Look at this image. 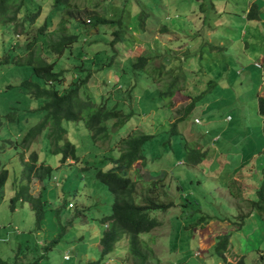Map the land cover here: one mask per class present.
<instances>
[{
  "label": "rangeland",
  "instance_id": "rangeland-1",
  "mask_svg": "<svg viewBox=\"0 0 264 264\" xmlns=\"http://www.w3.org/2000/svg\"><path fill=\"white\" fill-rule=\"evenodd\" d=\"M196 1L203 3V12L199 10L200 5L195 6L194 1L191 2L190 0H91V2L74 0L77 4H82L83 8L80 11L78 9L72 10L74 16L69 26L89 19L93 23L92 14L99 13L101 17L106 15L104 18L114 21L115 28L118 29L119 24L122 25L120 28L123 30L122 46L124 49L116 48L118 51L114 60L112 59L114 61L112 69H103L99 66V68H92L90 61L87 60L89 51L85 49L89 46L86 41L90 40L92 43L90 45L96 47L105 41L97 35L87 36L84 32L87 29L79 26L72 31L73 34L79 36V41L72 47L74 55L76 49L81 51L79 57L76 59L71 53L65 52L62 57L57 59L55 71L65 76L64 88H70L74 79L81 80L83 77V73L79 72L81 68L84 70L83 72L89 69L90 74L92 69L97 70L92 72L91 77L79 90V97L82 100H86L90 96L91 100L95 101L106 96L111 90L118 88L119 78H121L120 85L124 84L127 78L135 83L139 73L135 68H130L126 59H132L138 55L154 57L151 64L154 68H158L161 63L168 60L169 63L163 70V75L166 71L171 76L184 74L185 90L175 94L173 100L176 106L174 108L154 109L149 112L139 111L142 114L141 117H132L130 122L110 133L112 142L107 137L97 141V146L104 147V151H109L108 146L113 147L118 136L136 128H138L136 130L156 136L154 142H150L152 148L150 149L149 143L144 148L148 155L145 165L148 166H143L139 161L129 171L130 178L135 181L134 191L140 193L148 186L146 181H154V176L164 175V185L160 186L155 194L149 192L148 198L158 200L159 195L158 203L170 202L175 206L180 203L182 205L168 210L159 207L149 213V217L156 219L159 223L151 233L140 236L142 239L145 236L147 238V247L143 251H147L146 256L152 258L149 259L150 264L208 263L211 261L209 254L213 251V247L221 235L228 236V245L222 258H212L219 264H224L223 259L226 262H237L241 258L246 264H264V226L258 216L252 215L254 211L248 205L241 210L236 208L234 205L236 200L233 201L232 196L230 197L228 194V188L223 187L227 175L234 171H237L234 176L238 172L242 175L244 169L242 164H248L245 167H249L251 161L255 165V174H264V153L262 152L264 138L263 129L261 130L262 118L258 114L255 98L257 87L248 82L250 78L258 79L261 75L260 71L249 64L261 53V49L258 47L261 46L262 42H255L254 40H259L261 39L260 35H264V0H211L215 4L216 11H226L223 14H215V18L212 14H208L207 18L205 14L206 11L211 13L209 0ZM253 2L263 5L260 6L262 9L259 20L251 22L242 19L244 17L240 18L239 12L248 11ZM49 4V0H42L40 16L32 26H29L28 32L24 33L26 41L21 40L22 44L27 45L29 41L31 42L37 28L43 26L50 10ZM148 16L150 18H147ZM145 18L146 21L143 23ZM63 19H68L67 14ZM205 19V24L209 23L207 31L203 29ZM92 23L91 26H93ZM88 25L90 27V24ZM162 26L168 28L169 32L160 33ZM100 29H103V32L107 34L108 42L114 40L113 35L110 34L114 30L113 27L98 25L96 30L100 32ZM17 30H21V27ZM8 31L11 30L0 25V51L3 42L8 43L9 39L14 40V36L8 39L5 37L8 35ZM89 34H92V31ZM218 34L226 37L228 41L222 38L216 39L214 36ZM54 38V36L48 37L49 40ZM226 41L229 43L227 46L229 48L222 49ZM202 45L203 47H201ZM211 46L212 48L217 47V49L212 50L214 56L211 60L208 59L210 65L207 66L206 64L205 66V63L200 62L199 58H201L200 55L203 51ZM41 48L42 46L39 44L34 46L31 52L34 56L46 59L47 62L54 61V57H48L49 53ZM22 53H20L21 58L26 59L27 55L23 56ZM82 61V65L77 67ZM208 68L209 71H207ZM14 69L18 73L19 68ZM165 79L166 77L163 76L158 83L159 88H162ZM211 80L212 82L208 85L217 86L219 99L213 95L203 99V101L205 100L204 104H199L201 110L196 109L184 122H179L180 127H183L182 132L179 133L189 139V145L187 143L184 146L178 145L179 137H176V143L171 147H179L182 152L170 149L169 141L166 143L167 146L161 145L163 139L158 134H162L164 137L167 135L165 131L170 129L169 122L172 123L181 117L192 96H196L200 92L210 91L206 83ZM12 82L14 84L19 83L15 73L9 76L0 75V89L3 85ZM122 87L123 91L129 89L126 86ZM137 88L138 85L131 89L133 92L125 91L122 93V102L127 103L130 95L138 100L141 94ZM29 101L31 100L29 99ZM157 101L158 99L147 101L149 105L145 107L150 109V106L161 105L157 104ZM20 103L28 107V104H24L23 101ZM136 104L134 102L129 105L124 104V112L127 111L126 109H133L137 115V109H140L141 106L137 107ZM27 107H20L15 115L19 113L23 116L25 113L21 112H25ZM226 114L230 115L233 121L222 124L220 136L223 138L214 145L210 140V134H200L199 136L196 133L188 134V129L196 128L193 119L198 115L202 121H209L215 117L214 115L219 117ZM26 125H30V122H22L20 128ZM64 125L67 130L75 128L78 133L72 130L68 138L76 146L78 160H68L62 165L59 161L60 156L52 152L48 140L44 137L46 131L30 147L33 152H37L39 149L37 161L40 164L50 166L53 170L52 177L55 178V181L43 183L46 186L44 196L50 206L48 216L38 231H35L34 214L28 204L18 203L14 211H11L9 204V200L13 196L11 182L14 179L18 182L22 175V167L17 155L18 150L11 147L6 148L4 150L6 152H0V161L8 167L9 172L5 184L4 199L0 203V256L8 260L7 248L17 243L20 237L24 235L33 240L37 238L41 246H43L41 239H47L49 243L55 240L46 257L41 259L40 264H92V261L106 262L110 259H112L111 264H118V260L121 263L123 260L121 257L125 256L126 253L120 252V241L115 245L108 258L101 259L99 251L92 245L97 238L91 240L95 232L94 229H97L98 233L103 231L100 221H103L104 217L110 214L112 203V197L107 186L94 177L97 161L104 154L100 150H93L88 131L82 123L68 122ZM12 126L13 124L8 121L3 122L0 129V140H4L5 136L14 137L16 131ZM201 130L202 127H199L198 132ZM134 133L140 134L137 131ZM228 136L233 137L231 143L225 138ZM171 138L173 139V134L170 135ZM217 147L221 149L222 153L217 150ZM205 150H208L207 154L202 158L201 155L204 153L202 151ZM248 150H253L256 156L250 154L246 158ZM112 151L111 154L117 157L118 153L115 152V149ZM190 157H195L198 164H190ZM23 159V162L27 161L28 156L23 157ZM79 160L80 165L87 167V170L81 171L75 166ZM180 160H184L185 163H178ZM220 164L225 167L223 175H214ZM253 178L257 180L256 183H259L257 176H253ZM242 183L244 187L249 189L250 194L254 190L256 191L258 187L257 184L254 186L252 182H248V186L244 184V181ZM41 185L42 183L39 181L32 180L30 184L31 194L37 196L41 190ZM234 186L240 185L234 183ZM163 191L167 198L160 196ZM82 193H89L87 199ZM141 199L139 196H135L137 204H140ZM68 201L74 204L72 209L67 207ZM235 208L238 209L237 212H235ZM199 217H201L202 222L196 224V218ZM223 217L228 219L229 223L223 221ZM243 218L244 220H242ZM91 226L93 231H91ZM53 238L55 239L53 240ZM131 240V238L127 240L129 248L131 247ZM178 249L181 251L178 252ZM64 254L70 256L69 261L63 260ZM174 255L178 258H174ZM32 256L28 255L30 258Z\"/></svg>",
  "mask_w": 264,
  "mask_h": 264
},
{
  "label": "trees",
  "instance_id": "trees-1",
  "mask_svg": "<svg viewBox=\"0 0 264 264\" xmlns=\"http://www.w3.org/2000/svg\"><path fill=\"white\" fill-rule=\"evenodd\" d=\"M88 1L91 2V0ZM190 1H194L195 6L200 5L199 10L202 12L204 11L202 8L203 3L196 0ZM49 2L50 10L45 18L43 26L38 27L32 36V41H29L27 45L23 43L25 46L22 47L23 44L20 41H26V39H24L26 38L24 33L28 32L29 26H32L40 16L42 0H0V25H4V27H7V30H11L8 31V35H5L7 39L14 36L13 41L12 39H9L8 43L3 42L4 44L2 45V49L0 51V75L9 76L15 73L17 80L19 81V83L15 84L13 82L5 84L0 89V129L4 121L12 123V128L14 129V123H17L20 127L22 122H30V125H26L25 127L21 126L20 128L21 134L18 135V143L21 147V150L24 149L25 151H28L32 141H34L37 136L46 131L44 137L48 140L52 152L55 153V155L60 156L59 161L61 163H64L68 158L76 160L78 159V155L75 145L70 141L69 143L64 138V135L68 133V130L64 125L65 123H82V125L88 131L91 142H94L96 145L98 139L102 140L107 137H111V132H114L121 126H124L125 117L126 119H130L136 115L133 109H131L129 114L125 115L124 104L129 105L134 102L137 103V107L141 106L143 109H137V115H142L139 111L149 112L150 110L161 108L171 109L174 106V103L171 99L176 93L185 90V75L180 74L171 76L168 71H166L163 75V70L169 63L168 60H165L164 63H161L158 68H154L151 66L153 58L149 56L138 55L132 59H126V62L128 65H130V68H135L139 74L136 76L137 79L135 80V83H133L130 78H127L124 81V86L129 88L125 91L131 93L133 92L131 89H134L136 85H138L137 90L140 91L141 94L138 100L134 96L130 95V97L128 96L129 98L127 99V103H123L120 99V96H115L112 92L106 94L104 97H101L99 101L91 100L90 96L89 98H86V100H82L79 97V90L82 88V85L85 84L86 81L91 77L92 72L94 73L97 71L93 69L91 70L90 74L89 69H86V72H83L84 70L81 68V71H79L83 73L81 80L74 79L70 88H64L65 76L62 73H57L55 71L57 63L56 61L58 58L62 57L65 52L71 53L76 59L79 57L81 53L79 49H76L74 52L75 55L72 51L74 44H77L79 41V36L72 33L76 27L83 26L87 29L84 31L87 36L97 35L99 38L105 41V43L98 47L90 45L92 44L90 40L86 41L89 48L85 49L89 51L88 56L91 57V67H107L103 69H110V66L113 64V60L117 55V49H124L122 46L123 30L120 28L122 26L121 24H119L120 27L117 29L115 28L116 25H113L114 21L104 18L106 15L104 17L99 16V13L92 14L94 19L93 23L91 22V19H89L88 21H81L78 22L79 24H71L69 26L71 19H73L74 16L72 10L78 9V11H80V9L83 8L82 4H77V2H74V0H49ZM209 5L211 13H207V11L205 12L207 18L208 14H212V16L215 18V14L219 15L226 12L216 11L215 4H213L211 0H209ZM260 6L263 5L253 2L248 11L239 12L240 18L244 17L242 19H246L251 22L258 21L262 9ZM66 14L68 19L64 20L63 18L66 16ZM147 18H150V16ZM206 19L204 20L205 26L203 28L205 31H207V25L209 24H205ZM91 23L93 26H91ZM88 24H90V27ZM98 25H110L111 28L113 27L114 30L110 34L113 35L114 40L108 42L109 38L107 37V34L103 32V29H100V32L96 30ZM19 27H21V30H17ZM161 28L162 30H160V33L163 34L169 32V30L164 26ZM90 31H92V34H89ZM50 36H54L55 38L49 40L48 37ZM214 37L218 40L221 38L227 39L220 34L215 35ZM260 37L261 39L254 41H259L262 42L261 44H263L264 35H260ZM227 41L222 46V49L229 48H227L229 44ZM235 43L236 41L234 44ZM39 44L42 46L41 49H45L46 53H49L48 57H54V61L47 62L45 61L46 59L34 56L31 50L34 46ZM201 47H203V45ZM260 47L263 46H259L258 48ZM216 49L217 47L212 48L211 46L210 48L208 47L206 51H203L202 55H200L201 58H199L200 62L203 61L205 66L206 64L209 66L210 64L208 63V59L211 60V58H213L214 55L212 54V50L215 51ZM21 52H23V56L27 55L26 59L21 58ZM82 63L83 61L77 65V67L81 66ZM122 66L124 68V64ZM16 67L19 68L18 73L14 69ZM207 71H209V68ZM122 72H124L123 69ZM163 76H165L166 79L164 80V85L162 88H159L158 83L161 81ZM137 82L139 83L136 84ZM211 82L212 80L206 83V86L210 88V91L208 90L207 92H200L198 95L191 97V101L187 106H185L181 117L176 119V121L173 123L170 135H179L176 131L177 124L179 122H184L191 113L195 112L196 109L201 110L199 104H204L205 100L203 101V99H207L208 97H211V95L218 97L219 92L217 91V86L211 87L208 85ZM118 83H121V78L118 80ZM255 86L257 87L256 83ZM29 99L31 101H29ZM155 99H158L157 104L161 105H154V107L150 106V109L145 107L149 105L147 101ZM200 100L202 101L199 102ZM20 101H23L24 104H28V107L23 106ZM31 102L33 103L31 104ZM31 106L32 108H30ZM20 107H27L25 112H21L25 113L23 116L19 115V113L15 115V112ZM257 107L258 113L262 118L264 138V97L258 98ZM214 116L217 119H220L224 115H220L219 117L216 115ZM194 120L199 121V123L194 124L196 125L197 133L207 134L209 132L207 124L205 121L201 120L199 115L193 119V122ZM199 127H202V132H198ZM71 129L76 131L75 128ZM153 141L154 135L146 133L135 134L133 130L129 131L126 134L119 136L116 141L117 144L115 143L116 146L113 148V150L117 149L118 156L113 157L111 155H104L100 160L97 161V166L94 168L95 179H98L100 183H103L107 186V189L113 198V207L117 217L121 223L127 226L120 228V230L125 231L130 235L132 239L131 243L135 242L136 240V237L134 236H137L143 232H147L157 226L156 221L151 220L148 217V213L159 207H164L165 210L172 206V204H162L161 202L158 203L159 195L158 200L148 198L149 192L155 194L157 193L156 191L158 188L164 185V175L160 177L154 176V181H146L148 186L140 193H138L136 190L134 191L135 181L127 176L134 163L137 161L144 162L146 160L148 155L144 151L145 145L149 143L151 146L152 143L150 142ZM205 154L206 152H204L201 157L203 158ZM29 155V161L22 163L24 167L22 184L15 190L14 196L10 200V204L12 205L11 210L16 207L18 202L29 204L32 211L35 212L37 222H39L43 219L45 214L46 198L43 193L46 191V186L43 185L41 187L40 195L35 198L29 193L28 184L32 178L39 180L41 183L50 181L52 179L53 170L50 166H44L43 164H40L38 167H36V154L31 152ZM189 160L190 164L197 165L198 163V160H196L195 157H190ZM108 166H110V168H107ZM87 169V167L83 168V170ZM7 175L8 174L5 165L0 163V202L3 198V187L7 180ZM134 194L139 197L141 196V198L144 197L142 201V205L144 206L140 204L136 205L134 201ZM253 196L254 197L252 201H250L251 204L249 205V208L254 211L255 215L258 216V219L264 226V174L263 179L260 182L257 190L254 192ZM196 220V224L202 222L201 217L196 218ZM242 220H244V218ZM27 238L28 237L22 235L18 240L17 249L19 250L12 258H10L11 264H40L41 259L46 257L51 245L55 243L50 242L47 246L41 248L30 240H27ZM218 238L219 241L216 242L213 251L209 254L211 261H207L208 263L205 264H218V262L212 258L217 257L220 259L226 252L228 236L221 235ZM99 243L101 246V256L111 252L112 247L108 237L105 239H100ZM8 253L10 256V247H8ZM131 253L134 258H138V262H135L134 264H146L147 257L145 254H142L140 248H133ZM28 255L33 256L30 258ZM20 256H22V262L19 261ZM183 257L184 255L182 258ZM222 261L224 264H246L242 258L237 262H226L225 259ZM0 264L9 263L0 258ZM179 264L183 263L179 262Z\"/></svg>",
  "mask_w": 264,
  "mask_h": 264
},
{
  "label": "clouds",
  "instance_id": "clouds-1",
  "mask_svg": "<svg viewBox=\"0 0 264 264\" xmlns=\"http://www.w3.org/2000/svg\"><path fill=\"white\" fill-rule=\"evenodd\" d=\"M146 21V18L143 20V23ZM166 28V27H165ZM168 29V28H167ZM144 30V29H143ZM261 49V53L259 54L260 56H262L263 57V52H264V47H262V48H260ZM84 55V54H83ZM142 56H144V55H142ZM150 57V56H149ZM85 58H87V57H85ZM153 59L152 60H154V57H152ZM87 60H89L90 62H91V58L90 57H88V59ZM114 62V61H113ZM153 62V61H152ZM250 62H252L251 64H250V66L251 67H253L254 69H256V70H258V71H260V73H261V75H260V77L259 78H261L263 75H264V65H263V62L262 61H260V60H253V61H250ZM112 66H113V64H112ZM112 66H110V69H112L111 67ZM103 68H107V67H103ZM263 74V75H262ZM119 80H120V78H119ZM122 86H124V84H122V85H120L119 84V86H118V88H115L114 90H111L110 92H108V93H113L115 96L116 95H119L120 96V99H121V96H122V92H125V90L123 91V87ZM107 93V94H108ZM174 97H175V95H174ZM173 97V98H174ZM263 96H259L258 98H262ZM173 98L171 99L172 100V102L174 103V106L172 107V108H174L176 105H175V101L173 100ZM100 99H98L97 101H99ZM258 100V99H257ZM121 101H122V99H121ZM127 105V104H126ZM171 108V109H172ZM164 109H167V108H164ZM124 110H125V108H124ZM127 111L126 112H124L125 113V115L126 114H129L130 112H131V109H126ZM259 114V113H258ZM135 116H137V117H141L142 115H135ZM260 116V115H259ZM125 117V116H124ZM196 118V117H195ZM264 118V117H263ZM131 119V118H130ZM130 119H126V117H125V124L127 123V122H130ZM226 120L229 122L230 120H231V116H227V118H226ZM176 120H174L172 123H170L169 122V124H170V129L166 132L165 131V134L167 133V135H165V137L164 136H162V134H158V136L159 137H161L162 139H163V144H161V145H166V143L169 141V144H168V146H170V149H176V150H178V151H181L180 150V148L178 147V148H173V147H171V146H173L175 143H176V137H179L178 138V141H177V144L178 145H185V143H187L188 145H189V143H188V140L189 139H186L185 137H184V135L183 134H180L179 132H182L181 131V129L183 128V127H180L181 126V124L180 123H178L177 124V126H176V131H177V133L179 134V135H177V136H173V139L171 138L170 140H169V136H170V133H171V127H172V125H173V123L175 122ZM194 124H196V123H199V121L198 120H194V122H193ZM15 124V131H16V134L14 135V137H11V136H5L4 137V140H0V152H3L6 148H11V147H13L14 149H17L18 151H17V155H18V157H19V161H20V164H21V167H22V175H21V177H20V180L18 181V182H16V179H14L11 183H12V189H13V196H14V193H15V190L18 188V186H20L21 184H22V181H23V165H22V163H23V157H25V156H28V160L27 161H29V154L31 153V152H33V151H31V146L34 144V143H36L38 140H39V138H41V136L43 135V133L41 134V135H39V136H37L36 138H35V140L34 141H32V144L29 146V149H28V151H25L24 149H22L21 150V147L19 146V143H18V135L19 134H21V132H20V127H19V125L17 124V123H14ZM136 129H138V128H136ZM136 129H134L133 130V132H139V133H144V132H142V131H139V130H136ZM190 130H192V131H190ZM71 131H72V129H70V130H68V133L67 134H65L64 135V138L69 142V140H68V138L70 137V133H71ZM127 131V130H126ZM194 131H196V128H193V129H188V134H193V133H196L197 134V136H199L200 134L199 133H197V131L196 132H194ZM126 134V133H125ZM146 134H148V133H146ZM151 135H155V134H151ZM192 137H195V136H192ZM20 138V137H19ZM110 138V140H111V142L113 141V139L111 138V137H109ZM118 138H119V136H118ZM117 138V139H118ZM116 139V138H115ZM156 139V136H154V140ZM97 141H99V139L97 140ZM116 141L117 140H115V142H114V146L113 147H111V146H108V148H109V151H104L103 150V148L104 147H100V146H97V142H96V145H95V143L94 142H91V144L93 145V150L94 151H96V149H99L105 156H109V155H111V156H113L114 157V155H112L111 153L113 152L112 150H113V148H115V145L117 144L116 143ZM42 142V141H41ZM154 142V141H153ZM70 143V142H69ZM116 143V144H115ZM167 146V145H166ZM76 147V146H75ZM151 148H152V145L150 146ZM207 151L208 150H205V151H202V152H206V154H207ZM4 152H6V151H4ZM76 152H77V150H76ZM108 152V155H106V153ZM115 152L116 153H118V151H117V149H115ZM182 152V151H181ZM189 152H192V151H189ZM35 154H36V157H37V160H38V154H39V149H38V151L37 152H34ZM187 153H188V151H187ZM1 154V153H0ZM78 155V154H77ZM118 156V155H117ZM78 159H79V156H78ZM78 159H76V160H78ZM68 160H73V161H76V160H74V159H70V158H68L65 162H67ZM27 161H25V162H27ZM64 162V163H65ZM80 160L78 161V163H77V165H75V166H77L78 168H79V170H81V171H83V168H84V166L83 165H80ZM0 163L1 164H3V165H5L4 163H2L1 161H0ZM64 163H61L62 165L64 164ZM136 163H139V161H137ZM141 163L143 164V166H145V161L144 162H142L141 161ZM178 163H180V164H184L185 163V161L184 160H180ZM190 163V162H189ZM135 164V163H134ZM133 164V165H134ZM198 164V163H197ZM40 165V163L37 161L36 162V167H38ZM44 166H48V165H46V164H43ZM49 167V166H48ZM146 167V166H145ZM5 168H6V170H7V180H8V176H9V172H8V167L5 165ZM82 168V169H81ZM107 168H110V166H108ZM132 169V168H131ZM130 169V170H131ZM129 170V171H130ZM222 175H223V173H221ZM220 174V175H221ZM214 175H216V174H214ZM127 176H129V173H128V175ZM256 176L258 177V179H259V184H258V187H259V185H260V182L262 181V179H263V175L262 174H260V175H258V174H256ZM129 178H130V176H129ZM7 180H6V182H7ZM32 180H37V179H34V178H32L31 179V181ZM51 180H54L55 181V178L54 177H52V179ZM50 180V181H51ZM31 181H30V183L28 184V186H29V193H30V195L31 196H33V197H37L38 195H40V192H41V190H40V192L38 193V195L37 196H35V195H32L31 194V192H30V184H31ZM37 181H39V180H37ZM50 181H48V182H50ZM97 181H99L98 179H97ZM6 182H5V184H6ZM40 182V181H39ZM100 182V181H99ZM41 183V182H40ZM44 183V182H43ZM42 183V185H41V187L44 185ZM234 183H238L236 180L234 181L233 179H232V177H230V178H226L225 177V179H224V185H223V187H227L228 188V190H229V196L231 197L232 196V198H233V201H235L236 200V204H234V205H236V208H239L240 210L241 209H243V208H245L247 205L249 206V202L250 201H252V198H250V195H249V192H248V188H246V187H243V186H234ZM239 185H240V183H238ZM58 185V183H57V180H56V186ZM45 186V185H44ZM257 187V188H258ZM257 188H256V190H257ZM158 190H159V188H158ZM4 192H5V185H4V187H3V198H2V200H1V202L3 201V199H4ZM46 192V191H45ZM44 192V193H45ZM43 193V194H44ZM89 193H82V195L87 199V196H89L88 195ZM166 193L163 191L162 193H161V195L160 196H165L166 198H167V195H165ZM12 196V197H13ZM134 196H137V195H135L134 194ZM12 197L10 198V200L12 199ZM112 197V196H111ZM90 198V197H89ZM140 198H141V196H140ZM10 200H9V204H10ZM89 200V199H88ZM159 200H160V198H159ZM134 201H135V199H134ZM142 201H143V198L140 200V205H142ZM0 202V203H1ZM45 202H46V205H45V214H44V217H43V219L42 220H40L39 222H37V220H36V216H35V212L34 211H32V209H31V207H30V205H29V207H30V209H31V211L33 212V214H34V218H35V231H38V230H40L41 229V226H42V224H43V222H44V220H46V218H47V216H48V208H49V206H50V204L48 203V201H47V199H45ZM18 203H23V202H18ZM17 203V204H18ZM135 203H136V201H135ZM172 203V202H171ZM16 204V205H17ZM27 204V203H26ZM165 204H170V202L168 203H165ZM136 205H138L137 203H136ZM182 204L180 203L178 206H175L173 203H172V206L171 207H169L168 209H171V208H173V207H179V206H181ZM10 208H12V205L10 204ZM142 206H144V205H142ZM67 207L69 208V209H72L73 207H74V204L71 202V201H68L67 202ZM83 207L85 208V205H83ZM82 207V208H83ZM233 208H234V206H233ZM234 209L235 210V212H237L238 211V209ZM16 209V207L13 209V210H11V211H14ZM167 209V210H168ZM51 214V213H50ZM255 215V213H252V215ZM148 217H149V213H148ZM150 218V217H149ZM69 219V218H68ZM67 219V220H68ZM151 220H155L156 221V224L157 225H159V223L157 222V220L156 219H152V218H150ZM228 219H225V217H223V221H226L227 223H229L228 221H227ZM42 222V223H41ZM101 222V224H102V226H103V231L102 232H99L98 233V231H97V229H94V233H93V235H92V237H91V240H93V238H97V240H95L94 241V243H97V245L99 246V248H100V251H99V253H100V257H101V259H103V258H108V256L113 252V250H114V247H115V245L120 241L121 242V250H120V252H124V253H126V255L125 256H122L121 257V259H123L122 261H121V263H119L118 261H117V263L118 264H134L135 262H138V258L137 257H135L134 258V256L132 255V253H131V251H132V249L133 248H136V247H138V248H140V251L142 252V254H147V251H143V249L144 248H146L147 247V238H146V236L145 237H143V239L142 238H140V236L141 235H144V234H149V233H151V231L153 230V229H155V227L153 228V229H151V230H149V231H147V232H143V233H140V234H138L137 236H134V237H136V240H135V242H133V243H131V247L129 248V243H128V239L129 238H131L130 237V235L127 233V232H125V231H121L120 230V228H123V227H127L125 224H123V223H121L120 221H119V219H118V217H117V214H116V212H115V209H114V207H113V198H112V203H111V205H110V214L108 215V216H106V217H104V219H103V221H100ZM238 228V227H237ZM114 230H116V231H114ZM91 231H93V227L91 226ZM119 231V232H118ZM94 234H96V236H94ZM113 234V235H112ZM111 235H112V237H111ZM109 238V242H111L110 244H111V247H112V249H111V252H109V253H107V254H105V255H103V256H101V246H100V243H99V241H100V239H105V238ZM126 237V238H125ZM78 239H79V237H77ZM55 238H53V240H54ZM27 240H30L31 242H33V243H35V244H37L38 246H40L41 248L42 247H45V246H47L48 244H49V242H48V240L47 239H41V241L43 242V246H41L40 244H39V240L36 238V240H33L32 238H30V237H28L27 238ZM37 242V243H36ZM45 242H47V245H45ZM51 242H55V240L54 241H51ZM142 243V244H141ZM93 245V244H92ZM17 246H18V241H17V243H15L13 246H11L10 247V249H11V255L9 256V259L7 260V258H3L2 256H0V258L1 259H3V260H5V262H8L9 264H11V260H10V258H12L14 255H15V253L19 250V249H17ZM94 247V246H93ZM8 249V248H7ZM213 249H214V247H213ZM179 250V252L181 251L180 249H178ZM44 251V250H43ZM227 251V250H226ZM226 253V252H225ZM224 253V254H225ZM223 254V255H224ZM147 257V256H146ZM174 258H176L177 259V256H175L174 255ZM120 259V260H121ZM149 259H152L151 257H147V262H146V264H150V262H149ZM63 260H65V261H69L70 260V256L68 255V254H64L63 255ZM19 261L20 262H22V256H20V258H19ZM111 261H112V259H110V260H107L106 262H102L101 260H98V261H92L93 263L92 264H111ZM178 264H179V262H178ZM218 264H219V262H218Z\"/></svg>",
  "mask_w": 264,
  "mask_h": 264
},
{
  "label": "crops",
  "instance_id": "crops-1",
  "mask_svg": "<svg viewBox=\"0 0 264 264\" xmlns=\"http://www.w3.org/2000/svg\"><path fill=\"white\" fill-rule=\"evenodd\" d=\"M261 46L264 47V43L261 44ZM260 48H262V47H260ZM260 48H259V49H260ZM256 60H260V61H262V62H263V65H264V52H263V57L259 55L258 57H256ZM249 65H250V64H249ZM252 80H253V77L250 78L248 82H250V83L253 84V85H255V83H256V85H257V88H256V94H255V98H256V102H257V99H258L259 96H263V97H264V81H262V80H264V75H263L261 78H258V79L254 78L253 82H252ZM257 109H258V107H257ZM227 116H230V115L226 114V115H224L223 117H221L220 119H217L216 117H213L211 120H209V121H205V123H206L207 126H208L207 128H209V129H208L209 132L207 133V135L210 134V140L212 141V144H213V145H214L216 142L220 141L221 138H223L222 136H220V132H221L220 129H221V127H222V124H225V123H231V122L233 121V118L231 117V120L228 122V121L226 120ZM221 120H222V121H221ZM261 130H262V126H261ZM222 131H223V130H222ZM194 132H196V131H194ZM200 132H202V131H200ZM203 135H206V134L203 133ZM262 135H263V134H262ZM225 138H227V140H228L229 143L232 142L233 137L228 136V137H225ZM217 150L220 151V152L222 153V151H221V149H220L219 147H217ZM262 152L264 153V147H263V149H262ZM250 154H252V156H253V155L256 156V153H254L253 150H248V154H247L246 158H247ZM247 165H248V164H242V166H243V168H244V169L242 170V173H243L242 175H241L240 172H238V173L236 174V176H234L235 173L237 172V171H234L232 174L227 175L226 178H230V177H232V179H233L234 181L236 180L238 183H240V186H243L242 181H244V184L247 185V186H248V182H252L254 186H255V184L258 185L259 183H256L257 180H254V178H253V176H256V174H255V170H254L255 165L253 164V161L250 162V166H249V167H245V166H247ZM224 169H225L224 165H223V164H220L219 167H218V171H215L214 174H216V175H220L221 173L224 172ZM239 176H240V177H239ZM258 180H259V179H258ZM222 184H223V183H222ZM243 187H244V186H243ZM248 192H249V189H248ZM254 192H255V190L252 192V194H250V192H249L250 198H252V199H253V197H254V196H253V195H254ZM253 215H254V214H253ZM254 217H255V215H254ZM94 236H96V234H94ZM92 244H93V246H95V248H96L98 251H100V248H99V246L97 245V243H94V242H93Z\"/></svg>",
  "mask_w": 264,
  "mask_h": 264
}]
</instances>
